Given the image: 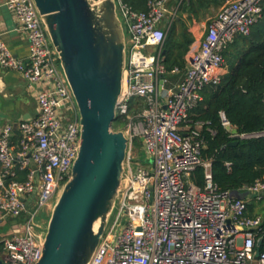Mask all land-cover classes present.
<instances>
[{"label": "built area", "instance_id": "built-area-1", "mask_svg": "<svg viewBox=\"0 0 264 264\" xmlns=\"http://www.w3.org/2000/svg\"><path fill=\"white\" fill-rule=\"evenodd\" d=\"M115 1L127 43L116 105L127 152L117 211L90 264H264V252L258 250L264 218L249 217L246 200L217 187L211 161L201 157L203 123L187 125L203 89L220 82L223 52L236 37L250 35L262 17L264 0L223 5L209 21L198 50L186 58L185 76L175 89L166 87L163 45L183 0H147L145 11ZM1 6L26 36L29 55L27 60L15 57L0 38V68L21 75L35 93L37 114L16 125V146L13 126L0 127V227L7 219L25 216L0 235V258L4 264H36L46 228L41 213L51 210L77 157L79 114L33 0H3ZM178 71L175 67L171 73ZM220 115L223 125H229ZM262 135L230 133L240 139ZM136 139L142 142L144 161L135 154ZM199 167L203 188L191 179ZM16 168L25 178L6 183L16 177ZM244 191L260 199L264 175Z\"/></svg>", "mask_w": 264, "mask_h": 264}, {"label": "water", "instance_id": "water-1", "mask_svg": "<svg viewBox=\"0 0 264 264\" xmlns=\"http://www.w3.org/2000/svg\"><path fill=\"white\" fill-rule=\"evenodd\" d=\"M33 2L58 55L80 124L77 157L51 207L36 264H90L125 170L127 138L112 124L127 62L126 35L115 0ZM225 128L237 134L229 125ZM14 131L20 135L16 125ZM230 196L245 200L244 194Z\"/></svg>", "mask_w": 264, "mask_h": 264}, {"label": "trees", "instance_id": "trees-1", "mask_svg": "<svg viewBox=\"0 0 264 264\" xmlns=\"http://www.w3.org/2000/svg\"><path fill=\"white\" fill-rule=\"evenodd\" d=\"M135 11H145L147 0H122ZM226 0H183L179 6L177 19L171 25L164 45V65L167 72L175 67L183 70L185 55L193 43V36L187 30V22L200 21L212 7ZM237 44L242 53L230 73L221 76L216 86H207L201 92L202 100L190 113L187 125L203 123L200 137L205 142L201 151L203 160L212 163V180L221 191L245 195L247 215H262L260 207L264 197L256 199L244 191L264 175V5L261 19L252 27L247 37H236L231 44ZM228 47H230V45ZM227 47V48H228ZM224 53V52H223ZM224 114L231 128L238 134H260V137L246 139L230 137L223 125ZM112 129L118 131L117 120ZM236 141L235 145L229 143ZM230 166L227 167L226 164ZM16 177H8L6 183L16 179L23 180L25 172L15 169ZM195 185L204 187L202 168H197L191 176ZM251 196V197H250ZM258 209V211H257ZM25 216L14 219L23 222ZM258 250L264 252V241ZM1 253V250H0Z\"/></svg>", "mask_w": 264, "mask_h": 264}, {"label": "crops", "instance_id": "crops-1", "mask_svg": "<svg viewBox=\"0 0 264 264\" xmlns=\"http://www.w3.org/2000/svg\"><path fill=\"white\" fill-rule=\"evenodd\" d=\"M230 0H226L224 3L217 7H212L208 12L205 13V16L202 20L192 22H187V30L193 36V43L189 47V51L185 55L186 58L189 56L190 52L198 50L200 43L204 37L205 23L203 21H210L213 19L219 9ZM3 0H0V38L13 53V55L19 59L27 60L29 55V44L26 39V36L21 30H18L17 24L12 17V15L1 6ZM174 4V2H173ZM177 19V18H176ZM232 48L240 49V47L233 43L230 47L226 48L224 55L229 53ZM224 59V56H223ZM186 72V66L183 70H179L178 73L168 74L166 87L170 89H175L177 85L183 80ZM222 75L228 73L227 66L222 69ZM37 114V104L35 99V93L30 92L27 89L26 83L24 82L21 75L15 71L8 69L0 68V127L4 125H12L15 129L21 120H27L35 117ZM19 135L14 131V136L12 138L13 145L18 144ZM250 198L247 199L249 202ZM258 200V199H257ZM256 215H259L256 212ZM10 226L7 228V226ZM19 222H16L14 219H7L0 231L6 228L3 231L5 234L11 232V229L18 225ZM0 232V233H1ZM1 235V234H0Z\"/></svg>", "mask_w": 264, "mask_h": 264}, {"label": "rangeland", "instance_id": "rangeland-1", "mask_svg": "<svg viewBox=\"0 0 264 264\" xmlns=\"http://www.w3.org/2000/svg\"><path fill=\"white\" fill-rule=\"evenodd\" d=\"M118 16L122 20V15H121L120 10L118 11ZM203 22H206L204 24L205 27L209 24V20L208 21H203ZM224 53H223V56H224L225 66H227V71H228V73H230L232 71V69L235 67V65L237 64L238 59L240 57V54L242 53V49L241 48L240 49L232 48L229 53H227L225 55H224ZM168 74H170V72H168ZM168 74L165 77H167ZM117 127H118V129H122V128H124V124L121 123L120 121H117ZM134 146L136 147L135 154H137V159L140 160V161H144L145 154H144V151L142 149V142L140 141V139H136L134 141ZM260 207L264 208V200L261 202V206ZM116 211H117V205L115 206V209H114V211H113V213L111 215V218H110L109 223H108L109 225L112 222ZM257 211H258V209H257ZM49 213H50V210H48V209L44 210L43 213H41V216L43 217L44 224L47 223V220H48V217H49ZM9 226H10V224L7 226V228ZM5 230H6V228L2 229V232L0 231L1 232L0 234L4 235L5 233L3 231H5Z\"/></svg>", "mask_w": 264, "mask_h": 264}]
</instances>
